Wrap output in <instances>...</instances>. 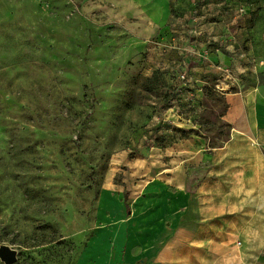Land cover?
Segmentation results:
<instances>
[{
  "label": "rangeland",
  "instance_id": "1",
  "mask_svg": "<svg viewBox=\"0 0 264 264\" xmlns=\"http://www.w3.org/2000/svg\"><path fill=\"white\" fill-rule=\"evenodd\" d=\"M242 133L264 137V0H0V247L15 264H77L125 193L131 211L163 183L189 195Z\"/></svg>",
  "mask_w": 264,
  "mask_h": 264
},
{
  "label": "crops",
  "instance_id": "2",
  "mask_svg": "<svg viewBox=\"0 0 264 264\" xmlns=\"http://www.w3.org/2000/svg\"><path fill=\"white\" fill-rule=\"evenodd\" d=\"M233 137L214 151L189 195L163 183L159 195L134 197L129 212L123 196L121 214L94 232L77 264H264V175L260 158L251 156L260 151L251 141L264 137ZM110 198L104 190L102 200Z\"/></svg>",
  "mask_w": 264,
  "mask_h": 264
},
{
  "label": "water",
  "instance_id": "3",
  "mask_svg": "<svg viewBox=\"0 0 264 264\" xmlns=\"http://www.w3.org/2000/svg\"><path fill=\"white\" fill-rule=\"evenodd\" d=\"M0 260L4 264H15L17 261L16 252L6 246L0 247Z\"/></svg>",
  "mask_w": 264,
  "mask_h": 264
},
{
  "label": "trees",
  "instance_id": "4",
  "mask_svg": "<svg viewBox=\"0 0 264 264\" xmlns=\"http://www.w3.org/2000/svg\"><path fill=\"white\" fill-rule=\"evenodd\" d=\"M127 201H128V193H126V194L124 195V203H125V206H126V210H127V212H129L130 209H129V205H128Z\"/></svg>",
  "mask_w": 264,
  "mask_h": 264
}]
</instances>
